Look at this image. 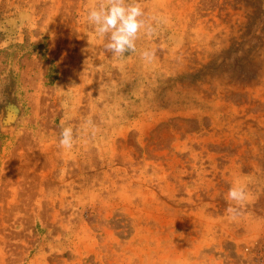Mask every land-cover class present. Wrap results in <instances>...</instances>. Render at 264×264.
Masks as SVG:
<instances>
[{
  "label": "rangeland",
  "instance_id": "374dc122",
  "mask_svg": "<svg viewBox=\"0 0 264 264\" xmlns=\"http://www.w3.org/2000/svg\"><path fill=\"white\" fill-rule=\"evenodd\" d=\"M96 2L0 0V264H264V0H141L119 59Z\"/></svg>",
  "mask_w": 264,
  "mask_h": 264
},
{
  "label": "clouds",
  "instance_id": "9594fccd",
  "mask_svg": "<svg viewBox=\"0 0 264 264\" xmlns=\"http://www.w3.org/2000/svg\"><path fill=\"white\" fill-rule=\"evenodd\" d=\"M86 22L94 29L96 36L106 39L105 51L119 59L137 51V40L141 34L151 36L155 27L145 19V12L141 0H97L86 16ZM155 49H144L141 59L151 63L155 59ZM93 134L96 131L92 122ZM74 134L71 127H63L60 133L59 144L65 149L72 148ZM228 200L233 202L227 209L228 218L235 221L242 215V208L248 199L246 186L242 183H233L227 193Z\"/></svg>",
  "mask_w": 264,
  "mask_h": 264
}]
</instances>
